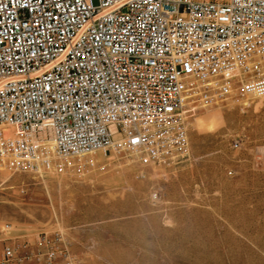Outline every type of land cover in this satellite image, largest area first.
<instances>
[{"label":"built area","instance_id":"obj_1","mask_svg":"<svg viewBox=\"0 0 264 264\" xmlns=\"http://www.w3.org/2000/svg\"><path fill=\"white\" fill-rule=\"evenodd\" d=\"M262 68L264 0H0V166L81 173L96 149L141 165L185 154V104L264 97ZM10 229L0 264H75L60 230Z\"/></svg>","mask_w":264,"mask_h":264},{"label":"rangeland","instance_id":"obj_2","mask_svg":"<svg viewBox=\"0 0 264 264\" xmlns=\"http://www.w3.org/2000/svg\"><path fill=\"white\" fill-rule=\"evenodd\" d=\"M183 116L187 153L155 163L110 152L85 154L81 173L0 166L6 238L60 230L75 264H264V97L190 101Z\"/></svg>","mask_w":264,"mask_h":264},{"label":"bare ground","instance_id":"obj_3","mask_svg":"<svg viewBox=\"0 0 264 264\" xmlns=\"http://www.w3.org/2000/svg\"><path fill=\"white\" fill-rule=\"evenodd\" d=\"M260 74H262V75H264V69L262 68L261 70H260ZM238 94V93H237ZM243 96V95H242ZM245 97V96H244ZM248 98V97H247ZM260 98H263V97H260ZM259 98V99H260ZM249 99V98H248ZM222 101H224V102H229V101H234V99L232 98V97H228V98H226V99H224V100H222ZM103 151L102 150H100V149H96V150H92V151H90V152H88L87 153V156L88 157H91L92 159H94V160H101L102 159V157H103ZM105 155H106V153H104ZM132 158H135V156L132 154V153H129V155H128V157H126V159H125V162H127V161H129V160H131Z\"/></svg>","mask_w":264,"mask_h":264}]
</instances>
